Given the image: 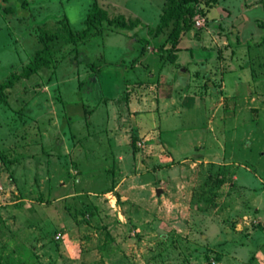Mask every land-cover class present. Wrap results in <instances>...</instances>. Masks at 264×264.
Instances as JSON below:
<instances>
[{
  "label": "rangeland",
  "instance_id": "374dc122",
  "mask_svg": "<svg viewBox=\"0 0 264 264\" xmlns=\"http://www.w3.org/2000/svg\"><path fill=\"white\" fill-rule=\"evenodd\" d=\"M168 3L0 0V81L95 5L153 27ZM187 4L175 38H55L5 90L0 264H264V0Z\"/></svg>",
  "mask_w": 264,
  "mask_h": 264
},
{
  "label": "trees",
  "instance_id": "16d2710c",
  "mask_svg": "<svg viewBox=\"0 0 264 264\" xmlns=\"http://www.w3.org/2000/svg\"><path fill=\"white\" fill-rule=\"evenodd\" d=\"M192 0H169L158 18L157 23L153 27L146 26L139 18H125L122 14L108 17L106 11L98 6L91 7L85 14L82 20V27L76 30L66 29L65 35L58 32L49 33L42 31L39 35V41L41 47L34 50L31 59L25 63V65L18 72H9L6 77L0 81V102L5 100V90L10 88L14 82L18 79L26 78L29 74L34 73L41 67H48V52L50 48V42L55 38H61L64 43H71L75 40L88 37L89 35H95L101 31V22L104 21L107 25H113L119 29H133L138 25H144L146 27V33L150 37H156L159 35L163 28L172 24L169 35L177 36L178 29L181 27H189L191 24L190 15L191 7L187 3ZM187 13V15H186ZM186 15V16H185ZM143 43H146L148 39L140 36ZM143 47L141 48V51ZM167 50V49H165ZM168 51V50H167ZM81 60L86 61L85 56H81Z\"/></svg>",
  "mask_w": 264,
  "mask_h": 264
},
{
  "label": "crops",
  "instance_id": "0c3cea01",
  "mask_svg": "<svg viewBox=\"0 0 264 264\" xmlns=\"http://www.w3.org/2000/svg\"><path fill=\"white\" fill-rule=\"evenodd\" d=\"M240 70V69H239ZM229 74H234V71H231V72H227V75H229ZM235 80H237V81H241V79L240 80H238V79H235ZM243 81V80H242ZM220 82V81H219ZM229 84H228V82H224V81H221V86L220 87H222L223 89L224 88H229ZM207 93H209V94H211L210 93V91L209 92H207ZM220 93V92H219ZM145 96V95H144ZM251 97V99L252 100H255V97H254V95H252V96H250ZM144 98V97H143ZM244 98V97H243ZM190 101H192V100H190ZM175 104H174V99H173V96L172 95H167V96H164L162 99L160 98H158V106L159 107H165V108H167L168 106H174ZM209 123L207 124V128H208V132L209 133H211L212 132V128L210 127V121H208ZM159 130H160V128H159ZM227 130H229V129H227ZM231 131H233V130H235V128H231L230 129ZM160 132H161V130H160ZM223 147V146H222ZM223 149H224V147H223ZM224 151V150H223ZM230 152V151H229Z\"/></svg>",
  "mask_w": 264,
  "mask_h": 264
},
{
  "label": "built area",
  "instance_id": "2783aa9c",
  "mask_svg": "<svg viewBox=\"0 0 264 264\" xmlns=\"http://www.w3.org/2000/svg\"><path fill=\"white\" fill-rule=\"evenodd\" d=\"M194 22H195V24H201L202 22H203V18H198V17H196L195 19H194Z\"/></svg>",
  "mask_w": 264,
  "mask_h": 264
},
{
  "label": "water",
  "instance_id": "95a60500",
  "mask_svg": "<svg viewBox=\"0 0 264 264\" xmlns=\"http://www.w3.org/2000/svg\"><path fill=\"white\" fill-rule=\"evenodd\" d=\"M158 191H159V189L157 188V189H156V193H157Z\"/></svg>",
  "mask_w": 264,
  "mask_h": 264
}]
</instances>
